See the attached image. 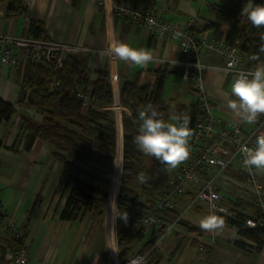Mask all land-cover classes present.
<instances>
[{"label": "crops", "instance_id": "obj_1", "mask_svg": "<svg viewBox=\"0 0 264 264\" xmlns=\"http://www.w3.org/2000/svg\"><path fill=\"white\" fill-rule=\"evenodd\" d=\"M23 1L28 7V12L13 17L7 15L9 0L0 2L1 35L33 38L29 32L30 19L41 20L47 28L48 39L45 40L81 48L76 54L85 58L90 68L91 80L95 81L97 72L104 69L109 71V75H117V81L110 82L113 97L119 104L122 81L138 77L141 85L155 86L159 75L165 72L162 96L175 105L169 116L190 117L192 128V122L200 113V109L195 82L185 80L182 76V60L185 56L178 41L146 30L130 18L117 16L112 5H105L101 0ZM114 1L118 4L128 1L137 9L153 11L184 27L190 26L192 17L197 18V24L209 19L218 20L213 10L214 3L225 2V0ZM254 1L251 0L253 3ZM222 31L224 33L227 31L226 25L222 26ZM199 37L197 55L207 65L203 72L204 87L215 105V111L225 124L229 121H240L226 107L225 94L230 93L234 77L222 71L220 67L224 64V57L221 51L211 46L218 41L211 31L201 33ZM117 41L126 42L135 48L153 50L156 61L143 67L125 63L117 57L110 60L107 50ZM15 54L19 58L17 64L4 66L0 62V97L13 103L18 110L12 119L0 123V138L4 142L0 160V215L13 217L14 225L23 233L28 211L38 195H41L43 201L27 227V235L23 241V245L31 253L27 264H104L103 224L98 220L100 217L88 213L80 221H63L60 214L70 192L69 172L60 163L53 161L51 146L39 136L28 145L30 136L20 125V117L25 113V109L18 103L26 60L23 50L15 49ZM187 95L194 98V101L188 103L184 100ZM123 111L131 115V110L122 105L121 110L117 114L114 113L116 125L118 116L122 122ZM177 112H180V115H175ZM31 113L37 116V121H42L41 113L36 114L34 111ZM180 166L167 171L166 166L161 163L159 170L167 177L155 191L154 198L158 193L168 189V180L177 174ZM226 179L228 182L223 180L218 182L226 206L237 207L239 200L253 205L241 188L242 185L246 191H251L249 186L234 169L226 171ZM201 184V182L189 184L188 190L177 197L175 209L181 220L198 227L200 219L210 214L206 204L191 203ZM226 192L230 193V198L226 196ZM242 208L246 214L255 211L253 207L245 205H242ZM165 217L172 220L168 215ZM148 232V240H152L155 237L154 231ZM235 238H238L236 230L226 222L222 231H205L202 236L190 232L179 220L166 242L164 239L154 250V256L158 260H168L177 264H264V244L257 246L245 240L247 247H240L233 242ZM193 240L198 241V246L192 244ZM14 243H19L14 237V232L11 229L0 228V264H13L11 254L18 250ZM146 244L147 241L137 243L134 251L144 250ZM116 252L118 256L117 243Z\"/></svg>", "mask_w": 264, "mask_h": 264}, {"label": "trees", "instance_id": "obj_2", "mask_svg": "<svg viewBox=\"0 0 264 264\" xmlns=\"http://www.w3.org/2000/svg\"><path fill=\"white\" fill-rule=\"evenodd\" d=\"M248 1L225 0L214 3L213 10L219 19L206 20L202 24L191 26L190 30L198 41L201 33L211 31L218 42L223 41L228 46L240 42L248 66L254 68L264 65V53L259 52L264 45V27H254L242 14ZM254 3L261 4V0H255ZM27 12L28 7L23 0H9L8 16H20ZM223 25L227 26L225 33L222 31ZM29 32L35 39H48L47 28L41 20L31 18ZM253 55H258L260 59L251 60ZM89 72L85 58L76 53H65L61 66L56 64V60L28 61L24 67L18 101L26 109L20 117V125L30 136L28 145L39 136L51 146L53 161L60 163L69 172L70 192L60 214L63 221H80L88 213L100 217L104 214L118 149L115 115L110 110L101 111L98 108L101 104H110L113 101L109 71L99 70L95 81L91 80ZM159 76L155 86L141 85L138 77L124 80L120 85V102L131 110V115L123 111L122 117L123 166L116 216V243L121 260L132 253L137 243L147 241L145 249L141 250L145 251L155 242V238L148 240L149 230L144 229L140 222L143 212L154 201V187L157 184L150 170L146 169L144 160L153 163L152 169H155L159 161L143 154L134 143V137L141 124L139 109L151 103L157 108L161 118L167 121L170 111L175 107L171 100L162 96L165 72ZM90 86L91 100L89 108L86 109L78 92H84ZM31 111L41 113L42 121H37V116L33 114L34 117ZM17 112L13 103L0 97V123L9 121ZM175 115H180V112ZM3 147L4 142L0 138V160ZM140 174L147 178L144 182L138 178ZM262 180L260 178L264 183ZM42 201V196L38 195L29 209L23 238L17 239L19 243H14L18 249L23 247L27 227L33 221ZM245 202L239 200L237 207L230 206L232 216L223 218L236 230L238 238L233 239L236 245L247 247L245 240H248L261 246L264 242V227L251 228L245 224L249 214L243 211L242 205L255 209L254 204ZM165 214L172 220L179 215L176 210H163L164 217ZM180 224L196 235L203 236L205 233L188 221L180 219ZM192 244L198 246L199 243L193 240Z\"/></svg>", "mask_w": 264, "mask_h": 264}, {"label": "built area", "instance_id": "obj_3", "mask_svg": "<svg viewBox=\"0 0 264 264\" xmlns=\"http://www.w3.org/2000/svg\"><path fill=\"white\" fill-rule=\"evenodd\" d=\"M101 2L105 5L111 4L117 16L130 18L146 30L178 41L180 50L185 56V59L182 60V76L185 80L195 82L197 103L200 109V113L192 122L193 136L190 141L189 159L180 166L177 174L168 180V189L158 193L151 207L145 210L141 216L140 225L146 230L154 231L155 242L145 251L128 254L123 260L119 259V263L177 264L168 260H158L154 256V250L172 233L180 220V217L168 220L161 212L163 210H175L177 197L188 190L189 184L201 182L202 184L191 199V203L206 204L210 213L214 212L222 217L232 216V211L224 204V196L218 186L219 180L227 182L226 171L229 169H234L253 194L251 202L255 206V212L248 215L245 224L251 228L264 227V184L254 169L250 172L244 167L243 156L238 150L241 145L253 146L256 136L264 133V116H261L252 125L241 121H229L228 124H225L222 117L216 113L215 105L204 87L203 72L207 65L197 55L200 40L198 41L190 30L191 26L198 23L197 18L192 17L189 22L190 26L184 27L178 22L165 19L153 11L137 9L128 1L119 4L114 0H101ZM261 4H264V0H261ZM150 20L155 21V23L150 24ZM178 33L179 35H177ZM211 46L221 51L224 57V64L220 66L222 69L228 68L230 61L236 59L237 63L227 71L233 75L234 80L239 72H247L256 68L248 66V60L240 48V42L228 46L222 41ZM18 48L23 50L26 63L28 61L56 60L58 66L62 65L65 53H77L81 50L78 46L60 44L45 39L0 34L1 64L4 66L17 64L19 58L15 54V49ZM108 50L110 60L116 57L114 54H110ZM117 79V75H110L111 82L117 81ZM78 95L84 101V108L88 109L91 100V86L84 92L79 91ZM121 107L122 105L113 97L112 103L101 104L98 108L101 111L110 110L117 114ZM0 228L11 229L16 239L23 238V233L19 228L17 229L13 217L9 215H0ZM252 243L256 245L254 242ZM10 258L13 264H27L31 258V253L23 245L12 253ZM105 264H113L110 256Z\"/></svg>", "mask_w": 264, "mask_h": 264}, {"label": "clouds", "instance_id": "obj_4", "mask_svg": "<svg viewBox=\"0 0 264 264\" xmlns=\"http://www.w3.org/2000/svg\"><path fill=\"white\" fill-rule=\"evenodd\" d=\"M242 14L254 27H264V4L253 3L250 0L242 9ZM149 23L153 24L155 21L150 20ZM108 51L119 60L136 66L146 67L156 61L153 50L135 48L122 41H117ZM259 52L264 53V45L260 47ZM250 59L259 60L260 57L253 55ZM236 63V59L231 60L228 68L222 71L227 72ZM225 98L226 107L235 117L249 125L255 124L264 116V65L247 72H239L231 84L230 93L225 94ZM138 114L141 124L138 134L134 137V143L143 154L154 157L164 164L167 171L178 168L189 159L190 141L193 136L190 117L178 116L175 119L179 123L168 122L161 118V114L151 103L139 109ZM238 150L243 156V165L246 169L250 172L254 169L256 173L264 175V133L256 136L253 146L241 145ZM138 178L141 182L147 179L143 174ZM124 218H127V214ZM224 227V218L214 212L199 221V228L206 232H219Z\"/></svg>", "mask_w": 264, "mask_h": 264}, {"label": "bare ground", "instance_id": "obj_5", "mask_svg": "<svg viewBox=\"0 0 264 264\" xmlns=\"http://www.w3.org/2000/svg\"><path fill=\"white\" fill-rule=\"evenodd\" d=\"M117 134H118V152L115 159V171L114 178L112 181V187L110 189V202L107 209L106 215V231H107V244L109 250V256L113 264H120L119 258L116 252V241H115V208H116V197L119 188L120 180V167L122 162V150H123V127L121 118H117Z\"/></svg>", "mask_w": 264, "mask_h": 264}, {"label": "rangeland", "instance_id": "obj_6", "mask_svg": "<svg viewBox=\"0 0 264 264\" xmlns=\"http://www.w3.org/2000/svg\"><path fill=\"white\" fill-rule=\"evenodd\" d=\"M183 85V84H182ZM184 100H186V101H188V103H191L192 101H194V98H192V97H190L189 95H187L186 97H185V99ZM25 109V108H24ZM24 111H26V109L24 110ZM176 116H174V117H171V115L168 117V122H173V123H179V121H177L176 119ZM122 120H123V118H122ZM117 142H118V134H117ZM117 152H118V149H117ZM116 156H117V153H116ZM115 159H116V157H115ZM159 163V162H158ZM144 164H145V167H146V169L147 170H150V173L152 174V176H153V178H154V180L156 181V186L154 187L155 188V191L156 190H158V188L160 187V185L161 184H163L162 182L163 181H165L164 180V178L165 177H167L164 173H161V171L159 170V168H161V162H160V164H158L160 167H158V166H156L155 168V170H154V168L152 169L151 167H152V165H153V163L150 161V160H147V159H145L144 160ZM114 169H113V175H112V179H111V185H112V181H113V178H114V171H115V160H114ZM122 166H123V150H122V162H121V167H120V179H121V170H122ZM259 177L261 178V180L264 182V175H260L259 174ZM228 182V181H227ZM242 183V182H241ZM119 185H120V180H119ZM111 187L112 186H110V189H111ZM244 187V186H243ZM242 187V185H241V188H242V190H243V194L248 198V199H253V194H252V192L251 191H246L244 188ZM118 190H119V188H118ZM229 194L230 193H227L226 192V196L228 197V198H230L229 197ZM117 196H118V193H117ZM109 202H110V190H109V198H108V201H107V203H106V206H105V212H104V214L100 217V216H97L98 218L100 217V219H98L102 224H103V241H102V243H103V245H102V247H103V258H104V264L108 261V259H109V250H108V246H107V241H108V238H107V231H106V215H107V209H108V206H109ZM117 213H118V201H117V197H116V208H115V230H116V226H117V224H116V216H117ZM148 234H149V232H148ZM171 234V233H170ZM169 234V235H170ZM168 235V236H169ZM167 236V237H168ZM167 237L165 238V242H166V240H167ZM115 241H116V235H115ZM140 252V251H139ZM132 253L134 254V253H136V251H132ZM132 253H130V254H132Z\"/></svg>", "mask_w": 264, "mask_h": 264}]
</instances>
